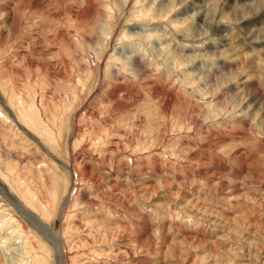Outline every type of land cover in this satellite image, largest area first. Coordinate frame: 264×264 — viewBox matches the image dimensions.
I'll list each match as a JSON object with an SVG mask.
<instances>
[{
  "label": "rangeland",
  "instance_id": "374dc122",
  "mask_svg": "<svg viewBox=\"0 0 264 264\" xmlns=\"http://www.w3.org/2000/svg\"><path fill=\"white\" fill-rule=\"evenodd\" d=\"M36 259L264 264V0H0V264Z\"/></svg>",
  "mask_w": 264,
  "mask_h": 264
},
{
  "label": "bare ground",
  "instance_id": "6f19581e",
  "mask_svg": "<svg viewBox=\"0 0 264 264\" xmlns=\"http://www.w3.org/2000/svg\"><path fill=\"white\" fill-rule=\"evenodd\" d=\"M183 3V2H182ZM217 46V45H216ZM247 100V99H246ZM246 100H244V98L242 99V102H244L243 104H241V105H243V107H247V102H246ZM242 107V108H243ZM23 211H25V210H23ZM26 213H28V214H30V215H32V216H34V218L35 219H38V217L36 216V215H34V214H31L30 212H27V211H25ZM60 243V242H59ZM63 248V247H62ZM60 249H61V247H60ZM63 252H64V250H63ZM72 253V252H71ZM62 256H64L63 254H62ZM65 257V256H64ZM64 259V258H63ZM65 261V260H64ZM43 262H40L39 260H35L34 261V263L33 264H42ZM62 263H64V262H62Z\"/></svg>",
  "mask_w": 264,
  "mask_h": 264
},
{
  "label": "water",
  "instance_id": "95a60500",
  "mask_svg": "<svg viewBox=\"0 0 264 264\" xmlns=\"http://www.w3.org/2000/svg\"><path fill=\"white\" fill-rule=\"evenodd\" d=\"M47 233H49L52 237H54L58 241V236L55 237V231L51 228L47 230Z\"/></svg>",
  "mask_w": 264,
  "mask_h": 264
}]
</instances>
